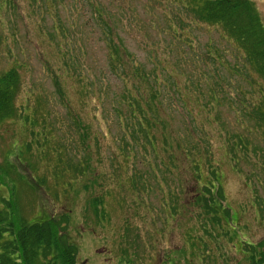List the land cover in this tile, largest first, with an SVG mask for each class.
Listing matches in <instances>:
<instances>
[{"label":"trees","instance_id":"trees-1","mask_svg":"<svg viewBox=\"0 0 264 264\" xmlns=\"http://www.w3.org/2000/svg\"><path fill=\"white\" fill-rule=\"evenodd\" d=\"M136 1L0 0L1 40L18 44L17 21L27 32L35 24L55 58L43 69L69 135L53 143L50 120L57 123L54 113L38 112L46 104L41 98L37 107L30 95L16 106L25 63H9L0 73V127L18 120L28 129L24 156L13 155V162L23 166L27 153L37 158L32 187L52 193L53 200L62 197L66 208L38 222L16 219L3 195L9 186L2 176L14 187L24 178L16 180L10 161L0 163V264H77L70 207L81 204V213L87 205L105 221L114 194L125 210L127 202L147 208L146 198L154 193L160 201L157 221L161 213L164 226L184 218L185 232H200L196 236L204 248L206 238L214 240L219 257L231 260V232L242 228L225 190L228 166L251 190L255 215L264 218L259 195L264 191V26L253 0H146L143 12L153 14L148 22L140 20ZM80 24L86 41L78 38ZM127 30L137 34L134 45L141 57L127 43ZM211 31L228 50L214 42ZM205 33L208 39L201 42ZM94 37L104 50L99 64L87 61ZM73 101L80 109L87 106L91 120L100 117L115 126L107 155L99 152L92 124L81 121ZM225 106L239 130L221 123ZM49 153L54 160L44 161ZM260 246L245 239L238 254L248 264H264Z\"/></svg>","mask_w":264,"mask_h":264},{"label":"rangeland","instance_id":"rangeland-1","mask_svg":"<svg viewBox=\"0 0 264 264\" xmlns=\"http://www.w3.org/2000/svg\"><path fill=\"white\" fill-rule=\"evenodd\" d=\"M146 0H139L134 4L136 10L140 12V20L146 22L150 18H153L151 12H143V4ZM255 7L259 13L261 22L264 25V0H253ZM146 13V14H144ZM19 43L14 44L11 41H3L0 38V73L5 71L9 63L13 60H18L19 63H25V68L20 72L21 74V87L20 92L16 99V106L20 107L25 104V99L30 95L31 104L33 107H37L36 101L38 98L46 101V104L40 108L39 113H45L46 111L54 113V119L57 124H53L50 120V130L53 133L54 144H58L61 141V136L68 135V128L66 125V119L63 117L61 111L57 113L54 105L53 96L54 88L45 74L43 66L45 63L56 62L52 56L49 47L41 39V35L36 31L35 24L28 27L27 30L20 25L17 21ZM31 27V28H30ZM30 28V29H29ZM83 30H80V29ZM31 30V31H30ZM9 28L4 31L5 35L8 33ZM211 38L218 45L227 49L226 44L222 42L219 35L211 31ZM2 31L0 30V36ZM130 33L129 36L125 34L127 43L131 45V49L135 51L138 56L141 57L140 52L134 45L135 40H138V36L135 32L126 31ZM82 35V41L87 40L86 31L83 24L79 25L78 38ZM152 40L155 39L154 33L149 37ZM199 39L202 42L207 41V33L199 35ZM92 45L88 48L87 61L96 62L97 64L103 60L104 50L101 41L96 40V37L90 41ZM228 50V49H227ZM243 90H246L243 88ZM73 99H77L76 94H72ZM78 107L77 111L81 112V121L87 124L90 128L92 124V131L96 133L99 145V152L103 155H107L109 148L113 145L111 136L115 135V126L111 123L103 124V120L98 117L91 120L93 116L90 115V110L85 108L80 109L78 101H73ZM20 109V108H19ZM222 111L223 117L221 123L226 128L239 130V127L235 124L234 118L226 110ZM92 111V110H91ZM93 112V111H92ZM94 113V112H93ZM94 114H98L94 113ZM59 115V116H57ZM40 119V117H38ZM181 121V120H180ZM109 122V121H108ZM178 126V124L176 123ZM27 123L19 122L18 120L6 121L0 127V163H4L9 156L18 155L20 152L23 154L24 142L27 139L28 129ZM180 127V122H179ZM108 129L111 133H108ZM36 130V129H35ZM69 136V135H68ZM74 136V135H70ZM31 142V141H30ZM215 141V146H217ZM31 149H35V145L31 144ZM11 152V153H10ZM10 153V154H9ZM24 156V154L22 155ZM44 161L54 160V154H47ZM27 162L23 163V166H17L13 160H10L9 164L15 168L20 179V176L25 178V181H15L16 188L10 182V180L4 179L8 188L3 187V195L9 198L11 203V209L16 219L25 220H39V217L50 218L53 214L63 212L66 208V201L62 198L59 202L52 200V193L44 191L43 188L32 187L31 175H34L33 168H36L37 161L35 157H31V153L26 155ZM108 162L104 159L105 163ZM225 172V190L230 206L235 212H239L241 209H245L243 216L240 217V225L244 223L248 232H243L245 235L252 238L255 242L260 243L261 249L264 250V218L261 219L262 224L259 225L255 218L254 210L251 207L252 194L251 191L246 188L244 182L241 181V177H238L229 166L224 167ZM65 178L69 179L68 175ZM21 180V179H20ZM4 183V184H6ZM28 183V184H26ZM34 186V185H33ZM259 195L264 200V191L260 190ZM113 199L116 202L118 195L114 194ZM80 202V200H77ZM148 204L147 208L137 206L127 202L133 209L137 211V214L133 216V211L130 206H127L125 210H121L117 203L108 204V222L105 224L98 220V216H95L93 211L86 205L83 212L74 215V219L70 222V234L71 237L77 240L79 255L77 258V264H187L186 260H193L194 253L186 251L189 247L183 245L185 232H182L185 228L183 219L179 218L177 221L169 222L168 226H164V220L166 215L161 213V221H157L155 214L160 212L159 209V195L152 194L151 197L146 198ZM141 214L145 216L144 221L141 219ZM125 223L130 225V229H125ZM186 223V221H185ZM81 234V235H79ZM210 241V239H209ZM209 247H213L214 244L209 242ZM186 249V250H185ZM96 251H100L102 255L96 254ZM183 251V252H181ZM235 260H240V264H248L245 260L241 259V256L237 254L234 256ZM167 259V260H166ZM210 259L207 258V261ZM212 261L211 263H213ZM195 264V263H189ZM219 264V263H217Z\"/></svg>","mask_w":264,"mask_h":264}]
</instances>
